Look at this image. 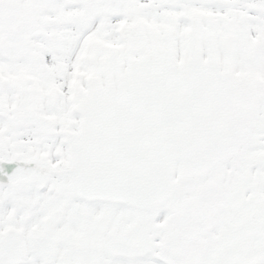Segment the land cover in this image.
I'll return each mask as SVG.
<instances>
[{
	"label": "snow or ice",
	"instance_id": "6c2138e0",
	"mask_svg": "<svg viewBox=\"0 0 264 264\" xmlns=\"http://www.w3.org/2000/svg\"><path fill=\"white\" fill-rule=\"evenodd\" d=\"M0 264H264V0H0Z\"/></svg>",
	"mask_w": 264,
	"mask_h": 264
}]
</instances>
